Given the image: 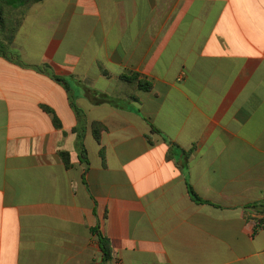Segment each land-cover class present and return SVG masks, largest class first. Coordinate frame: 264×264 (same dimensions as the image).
I'll return each mask as SVG.
<instances>
[{
	"label": "crops",
	"instance_id": "obj_1",
	"mask_svg": "<svg viewBox=\"0 0 264 264\" xmlns=\"http://www.w3.org/2000/svg\"><path fill=\"white\" fill-rule=\"evenodd\" d=\"M8 45L63 83L0 56V264H264V0H43Z\"/></svg>",
	"mask_w": 264,
	"mask_h": 264
},
{
	"label": "trees",
	"instance_id": "obj_2",
	"mask_svg": "<svg viewBox=\"0 0 264 264\" xmlns=\"http://www.w3.org/2000/svg\"><path fill=\"white\" fill-rule=\"evenodd\" d=\"M43 0H0V56L6 57L10 60H13L18 63L20 66L24 68H34L39 72H45L49 77H51L53 80H55L58 83H63V80L56 76L54 72L52 71L51 67L49 66H29L21 59L19 56L13 52L8 43H11L12 40L15 38L18 28L21 26V24L24 21V18L26 16L27 10L41 2ZM105 75L106 74L105 72ZM119 80L124 82L127 85V96L130 100L138 101V96L136 95L137 92H149L152 90V84L148 81V78L138 72L128 70L125 73L121 74L119 76ZM67 91L69 92V100L72 109L74 110L75 114L78 118V125L75 127V133H77V145L80 151L81 160L85 161L87 163V155H86V149L84 146V139H85V128H86V118L85 114L82 110H80L76 103L75 98L70 90V88L67 86ZM88 97L91 100L93 104L99 105L103 103H109L114 106H123L122 104L118 103V100L115 97H112L107 94L99 93L93 90H89ZM43 109L52 115L53 123L55 127L61 128V122L59 118L57 117L54 110H52L49 107H43ZM92 130L95 139L100 142L101 140V134L105 130V127L101 125L100 123L94 122L92 124ZM155 131L159 132L157 129ZM61 157L63 159V162L65 164V167L67 169H70L72 167L71 163V157L68 152H62ZM191 195L193 197V200L199 203H202L203 200L196 195L191 190ZM250 209L254 210L255 213H257L261 218L258 220V227L264 228V201L256 202L251 204ZM99 237V244L100 248L103 253V260L101 263H91V264H108L112 260V249L111 244L108 238H106L102 233L98 232Z\"/></svg>",
	"mask_w": 264,
	"mask_h": 264
}]
</instances>
